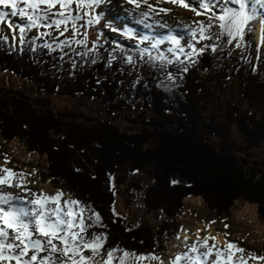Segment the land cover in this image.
Masks as SVG:
<instances>
[{"label":"trees","instance_id":"16d2710c","mask_svg":"<svg viewBox=\"0 0 264 264\" xmlns=\"http://www.w3.org/2000/svg\"><path fill=\"white\" fill-rule=\"evenodd\" d=\"M216 24L202 52L191 60L173 63L142 52H123V48L113 52L104 42L84 46L85 53H94L96 60L89 61L84 53L87 65L74 71L53 55L58 46H44L33 37L20 39L22 44L17 47L0 40V72L29 81L48 94L83 95L110 104L117 101L123 109L142 111L122 115L121 119L138 127L136 132H127L110 122L99 126L69 123L53 109L44 114L23 97L0 94L1 137L7 143L18 141L32 155L44 156L47 177L79 194L94 227L102 233L108 227L111 238L128 250L146 253L164 243L188 198L202 199L211 212L222 217L230 215L238 201L251 203L264 220V166H245L238 160L239 153L264 146V69L254 61L248 64L234 58L232 71L241 98L227 105L224 122L205 121L207 75L217 68L221 49L226 48L221 22ZM229 41L225 36V43ZM245 41L251 44V35ZM250 51L256 56L253 46ZM58 71L62 78L55 80ZM133 72L142 80L124 93L122 87L129 84L128 75ZM163 74H173L182 82L178 94L162 88ZM233 128L241 133L242 144L231 139ZM62 130L65 137L59 135ZM124 169L147 172L152 182L144 202L146 211L161 212L167 219L164 223L172 225L170 229L163 224L151 235L144 229L130 230L114 216L112 179Z\"/></svg>","mask_w":264,"mask_h":264},{"label":"rangeland","instance_id":"374dc122","mask_svg":"<svg viewBox=\"0 0 264 264\" xmlns=\"http://www.w3.org/2000/svg\"><path fill=\"white\" fill-rule=\"evenodd\" d=\"M90 1H94V3L95 1L98 2L96 4L97 6H90L89 0H10L4 4L0 3V12H4L6 14L5 17L10 18L16 24H23L27 29L23 31L24 33L47 36V40L61 38L62 41L65 38H69V43L78 45L81 42V45L86 44L87 47L90 48H92L93 45H97V38L107 40L104 37V33H102L103 35H98V37L97 34L108 26L111 32L108 31L105 34L112 40L110 42L108 41L109 46L117 47L111 48L112 50L118 52L119 47H124L128 52L142 50L144 53L152 54V56L160 55L163 58L167 57L169 59L183 57L181 51L186 52L184 56L188 59L194 58L193 54L198 53L203 46V40H205V35L203 34L209 33L212 27L215 26L212 22L205 20V18H222L224 33L226 36H231L232 42L230 41V43H232L233 46L231 48H222L217 62V68L207 75V90L203 99L204 108L202 109L205 121L213 119L216 123L224 122L227 105L230 102L237 103L241 98L240 85L235 79L232 71V60L234 58H240L241 61L248 64L252 61H254V63H257L258 60L261 61L258 55L253 56L250 51L251 46L254 47V38L253 40L251 39V44L243 40L248 36L250 30L244 26L243 35L237 37L236 29H231L229 27L228 23L232 22L233 11L227 13L228 8L226 7L230 5L229 3H231V1L202 0L200 4L193 5L195 9H192L193 12L191 15H185L183 11L184 7L181 5L185 3V1L182 0L176 1V6L163 0ZM262 3L263 1L261 0L257 5L260 6ZM218 4L220 6H218ZM200 5H204L205 7ZM210 7L215 10H210ZM253 9L254 7L252 8V4L250 6L246 4L247 12ZM122 12L132 18L134 24L137 26L138 24H136L135 19L141 17L146 24L156 28L160 27L164 30L177 28L179 32L178 36L187 40V42L181 45V48L176 49L178 50L177 53L176 50L174 53H165L162 50L154 49L151 41L143 37L144 35L147 36L145 34L146 29L143 28L144 31L138 29V32H136L130 29L129 31L122 26V29H124L122 30L112 22L111 19H113L114 16L119 20L124 19ZM130 12L133 14H130ZM109 13H112V15ZM20 14L31 16V19L29 21L26 19L18 21L15 18H19ZM96 15L99 16L98 20L102 21V24L95 26L93 22L91 27H86L89 23L86 18H94ZM226 20L229 21L226 22ZM262 22L264 23V20ZM2 23L3 22L0 23V30L7 36V28L2 25ZM159 23L161 25L158 26ZM130 25L132 24H129V26ZM259 26L260 24L254 27V34H256L254 43L257 49H262L263 46L259 43V37L257 36ZM122 32L129 36V38L127 39L125 36H122ZM251 32L253 33V31ZM197 33L199 34L196 37L192 35H196ZM263 33L264 25H262V34ZM10 34L14 36L12 32H10ZM188 37H190L191 40H189L190 38ZM13 38H11L12 43L14 42ZM19 38L16 32L15 41L18 42ZM141 41L149 43V47H146V45L142 46L141 43H138ZM223 42L222 45H224ZM68 46L69 47L63 49H56L53 54L56 58L59 57V59H62L61 63L69 67L68 70L74 71L78 67L86 66L87 63L84 62L86 58L91 62L96 60L94 53H85L86 51L83 47ZM260 49L258 50L264 53V49L263 51ZM120 51L122 52V50ZM154 51L156 52L152 53ZM84 53L86 58L82 57ZM226 60L228 66L225 64ZM261 64L264 69L262 61L259 65ZM175 71L176 70H173V72H171L175 74ZM173 74L162 75L165 80L162 88L169 94L176 95L179 93L178 87L182 82ZM54 78L55 80L62 78L61 73L59 71L56 72ZM138 79L142 80L138 73H130V75H128L129 84L125 83L122 87L124 93H126L128 86L133 87L132 90L136 88L140 84ZM0 94L23 97L44 114L48 109H53L59 118L69 123L75 122L84 125L99 126L110 122L118 125L121 130L127 132H136L138 127H133L121 119L123 118L122 115L130 113L134 116L142 112L135 108L133 110L123 109L119 107L117 101H115L114 104H110L101 99L89 100L83 95L70 98L59 94H48L34 87L29 81L5 72H0ZM130 104H132L133 107L135 105L133 101H131ZM6 109L8 112H11V109ZM2 126L0 125V128ZM64 133V130L59 132L60 137H65ZM231 135L232 140L237 144H242V135L236 128H233ZM1 136L0 133V170L3 174H6L7 171L11 172V180H5L1 183L0 192H3V194L13 193L19 198H22V200L24 197L20 196L21 192L14 190L20 188L19 186L22 184L34 191L52 195L55 193L53 199H57L59 192L62 198H66L67 200V198L70 197L73 199L72 203H76L82 212L75 217L77 225L69 228V221L64 223L65 231L60 234H48L49 230L46 231L40 227L32 228L31 230L40 229L43 232L44 237L41 239L45 242V250L44 253L36 251V255L33 253L35 251H32L29 258L26 257L30 249L27 247L24 240L20 242V240L17 239L21 232L16 230L17 232L15 233L17 237H12L13 235H10L9 239H12L11 244L0 243V248L3 250L0 251V264H42L44 259H46L44 264H176L180 262L182 253L187 251V248L185 249V247L181 246L182 241L181 243L179 241L180 235L184 230L188 231L196 228L195 230H206L207 233H212L211 230L214 227L215 230L226 232L230 239V243L234 244L242 254L250 258L260 257L259 259L264 261V220L259 218L256 205L242 201H238L235 204L230 215L222 218L214 212H211V210L205 206L202 199H186L184 209L176 216L173 229L169 231L170 237L165 239L164 243L156 245L151 250V253L139 251L131 252L134 250L126 249L123 245L118 243L116 239L114 240L116 243L113 244L112 247H107L106 243H112V236L107 237L111 231H107L109 234L105 236L103 238L104 240H101L99 244L93 238L95 236L91 230V226L94 219L91 218L90 211L85 205V202L68 189L65 184L54 181L53 179L47 180L44 156L32 155L24 146H21L18 141L7 143ZM216 144L219 146V142ZM238 156L240 158H238V160L245 166H249L251 163H260L257 166H264V146L251 153H239ZM2 176L4 177V175ZM151 182L152 181H149L147 172H132L128 169L120 170L112 179L116 199L113 212L114 216L119 218L122 225L130 228V230L140 231L144 229L149 234L154 235L160 225L166 223H164L165 216H163L161 212L146 211L144 202L148 186ZM50 189L53 191L48 193L47 191ZM73 195L75 197H73ZM51 200L48 202H51ZM62 210L63 208H61V211ZM68 217L71 216L69 215ZM33 220L36 221L35 218ZM80 221H82V227L78 228ZM31 222L30 220V223ZM46 223L48 224V222ZM200 223L204 227L202 225L199 226ZM167 224L165 228L169 227L170 229L172 225ZM198 226L200 227L199 229ZM212 226L213 228L208 229ZM0 234H3L2 230H0ZM16 245H21L20 252L15 249ZM125 252H129V255L125 254ZM204 253L205 251L203 254ZM38 255L40 256V263L38 262ZM42 256H45L44 259H42Z\"/></svg>","mask_w":264,"mask_h":264},{"label":"bare ground","instance_id":"6f19581e","mask_svg":"<svg viewBox=\"0 0 264 264\" xmlns=\"http://www.w3.org/2000/svg\"><path fill=\"white\" fill-rule=\"evenodd\" d=\"M4 1L6 0H2L1 2ZM109 1L111 2L115 0ZM201 1L202 0H194V4L192 5L200 4ZM228 1H231V3H229L230 5L228 4L229 6L226 7L228 8L227 13L233 11L232 22H229L228 25L231 29H236V36L241 37L244 32V26L247 27L248 24L251 25L254 23H259L261 25L258 29V35L261 36L262 32L260 30H262V21L264 20V0H262L263 3L260 6H258L257 4H259L261 0ZM189 3V0H185L183 6L185 15H191L193 12L192 9H195V7ZM246 4L248 6L252 4V8L254 7V9L247 12ZM218 6L220 5L218 4ZM210 10L215 9L210 7ZM109 14L112 15V13ZM122 14L124 16V19L122 20L117 19L115 16L113 19H111L117 27H120L119 29H122V26L128 30L130 29L136 32H138V29H146V33H144L147 36L145 37L150 39L156 49L162 50L165 53H174L176 49L180 48L181 45L187 42V40H184L178 36L179 32L177 28H170L169 30H164L160 27L156 28L154 26L146 24L141 19V17L135 19L136 24H138L137 26L134 24L132 18L127 16V14L123 12ZM130 14L133 13L130 12ZM228 21L229 20H226V22ZM129 24L132 25L129 26ZM159 25L161 24L159 23L158 26ZM261 42H264L263 34L261 37H259V43L261 44ZM0 174L4 175V177L1 176L0 178L1 190V183L5 180H11V172L7 171L6 174H3L0 170ZM19 187L20 188L18 189H13L17 192H21L20 196L24 197L23 200L13 193L3 194L1 197L0 230L4 231V234H0L3 235V237H1V244H11L12 239H9L10 235H13L12 237H17V234L15 232H17L16 230L19 231L18 228L13 227V225L9 223V217L14 216L13 218L15 219V221L20 222V225L24 226L23 230L25 232V235L22 236L20 242L24 240L26 243L30 238L26 234V232L28 233L32 228L40 227L41 229H45L46 231H48L49 228L59 230L61 229V226L68 221L69 228L77 225L75 217L78 214H81L82 211L76 203H72L73 199H71L70 197H68L67 200L66 198H62V195L55 189L58 192L59 196H57V199H53L55 197V193L52 195L46 194L44 192L34 191L28 189V187L24 186V184L20 185ZM50 191L53 190L50 189L47 192L50 193ZM73 197L75 196L73 195ZM49 200H51V202H48ZM61 208H63L62 211ZM69 215L71 217H68ZM34 218L36 219V221L33 220ZM30 220L32 221L31 223ZM46 222H48V224ZM201 225L202 224L200 223L199 226ZM199 226L198 229L200 228ZM81 227L82 221H80V223L78 224V228ZM210 228H213V226L209 227L208 229ZM214 228L211 230L212 233H207L206 230H195L196 228L190 229L188 231L184 230V232H182V234L180 235L179 241L180 243L182 241L181 246L185 247V249L187 248V251L186 253H182L180 262H177L176 264H264V261L262 259L250 258L243 255L234 244L230 243V240L227 239L224 231H220L217 229L215 230ZM15 249L20 252L21 245H16ZM0 251H3L2 248H0ZM204 251L205 253L203 254ZM29 256L30 255L28 254L26 258H29Z\"/></svg>","mask_w":264,"mask_h":264},{"label":"water","instance_id":"95a60500","mask_svg":"<svg viewBox=\"0 0 264 264\" xmlns=\"http://www.w3.org/2000/svg\"><path fill=\"white\" fill-rule=\"evenodd\" d=\"M246 163V162H245ZM259 164V163H258Z\"/></svg>","mask_w":264,"mask_h":264}]
</instances>
